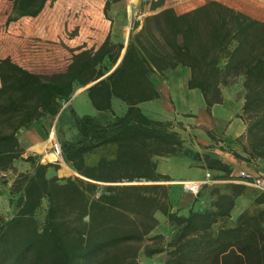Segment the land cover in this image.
I'll use <instances>...</instances> for the list:
<instances>
[{
  "label": "trees",
  "instance_id": "16d2710c",
  "mask_svg": "<svg viewBox=\"0 0 264 264\" xmlns=\"http://www.w3.org/2000/svg\"><path fill=\"white\" fill-rule=\"evenodd\" d=\"M47 1L13 0L15 15L8 20L37 16ZM164 2H150L159 10L147 14L139 30V24L133 26L114 69L125 44L109 34L98 48L74 49L61 78L40 79L48 93L43 113L21 103L30 72L7 57L9 68L0 70V175L21 157L18 130L43 114L56 116L73 93L65 81L77 71L86 68L82 85L93 82L87 87L93 106L113 115L103 119L71 107L76 136L60 144L76 174L49 176L47 165L17 172L10 187L14 213L0 216V264H143L137 251L148 237L153 242L145 244V256H167L146 264H264V208L239 216L231 212L251 186L234 181L237 174L229 163L189 147L171 122L150 117L140 106L160 96L153 73L189 67L187 85L201 90L208 109L223 102V85L242 76L244 102L237 116L246 124L245 155L233 153L264 159V24L229 25L211 15L213 23L189 21ZM114 98L127 105L123 113L115 112ZM96 152L99 156L90 160ZM168 154L200 161L214 180L200 187L186 214L174 208L175 186L165 183L171 178L158 170L156 156ZM257 193L254 201L264 202V193ZM158 212L173 230L167 241L163 234L150 236L160 224Z\"/></svg>",
  "mask_w": 264,
  "mask_h": 264
},
{
  "label": "rangeland",
  "instance_id": "374dc122",
  "mask_svg": "<svg viewBox=\"0 0 264 264\" xmlns=\"http://www.w3.org/2000/svg\"><path fill=\"white\" fill-rule=\"evenodd\" d=\"M55 2L37 16H21L16 20L9 21L8 18L15 15L13 1L0 0V70L9 68V63L6 62L7 57L11 58L12 62L29 70L30 76L24 80L27 93L21 103L29 105L34 110H40L42 113L48 93L41 87L39 80L61 78L72 59L74 49L77 50L82 46L85 48L95 46V43L93 45L91 42L96 41L101 27L89 19H96L98 22L104 21L106 18H111L114 9L131 4L129 0H56ZM185 2H187L183 6L185 20L199 22L203 20L201 19L202 15L206 14L211 15L215 21H222L229 25L264 24V0H186ZM201 7L207 11L202 12ZM134 10L137 12L133 13V23L129 28L128 37L125 38L121 35L119 39L117 38L119 41L115 37L113 39L116 42H124L125 46L129 42L133 26L139 24L135 31L139 30L144 23L145 16L153 11L151 5L145 1L140 2ZM145 11H150V13ZM84 71L86 68L70 75L65 81V85L72 88L73 93L68 100L62 101V107L56 116L43 114L32 125L18 130L21 157L14 161V168L6 170L0 175V216L5 218L14 213V207L10 203V187L17 172L42 170L47 165L46 171L49 176L57 174L60 177H66L76 174L67 166L63 156L56 157L52 150V143L55 140L60 142L62 138L76 136L71 107L81 114L82 110L75 97L85 86L79 82ZM172 72L179 79L186 75L190 76V68L187 66H179ZM154 79L157 84H160L164 79H167V73H158ZM222 91L223 102L210 109L206 108L195 112L179 111L171 95L157 103H145L143 107L148 115L171 122L173 127L180 132L186 144L189 143L194 149L203 150L206 147L212 151L219 147V142L211 137V132H216L215 138L223 139L221 134L227 133V130L230 131L231 122L234 126L238 122L236 127L242 126L244 122L237 116L242 112L244 102L243 77H238L234 83L223 85ZM3 94L4 87L0 80V101ZM125 108L126 105L120 100L115 101L114 110L116 113H122ZM95 115L106 119L112 117L113 113L109 111L96 112ZM48 137L50 141L45 143ZM102 152H108V148H103ZM99 153L92 154L89 159L96 160ZM32 157L34 158L33 164ZM156 158L160 170L169 172L172 176V182L165 183H172L176 186L172 191L174 195H172L175 204L179 202V207L187 208L194 200L193 195L197 193L188 187V182L207 179L208 181L205 183L212 184L214 182L211 173H209L210 176L208 174L193 176L195 173L191 174L192 171L198 169L187 157H171L168 154L156 156ZM260 166L262 165L251 169L242 162L237 164V168H233V172L236 175L243 169L256 171ZM188 174L190 177L186 176ZM257 192L249 187L245 194L239 197L240 208L255 209L254 197ZM45 208L46 202L43 203L37 214L40 221L43 220ZM157 216L161 218L160 224L150 233V236L163 234L167 241L172 236V227L161 212H158ZM148 238L139 243L138 261L143 264L163 261L167 256L166 252L151 258L145 256L143 252L145 244L153 242Z\"/></svg>",
  "mask_w": 264,
  "mask_h": 264
},
{
  "label": "crops",
  "instance_id": "0c3cea01",
  "mask_svg": "<svg viewBox=\"0 0 264 264\" xmlns=\"http://www.w3.org/2000/svg\"><path fill=\"white\" fill-rule=\"evenodd\" d=\"M129 1H131V4H127L124 7H118L116 9H114L113 15L111 16V18H106V19H104V21H99V22L96 19H89L90 21H93V22L99 24L101 27V29L98 31L96 41L93 43L91 42V44H93V45L95 43V46H94L95 48H98L103 43V41L106 39V37L109 34L111 35L112 40L116 38V40L119 41L118 39H119V37H121V35H123L125 38H127L128 33H129V28H130L131 24L133 23L132 22L133 17H134L133 13L137 12V10L135 11L134 9L138 6V4L140 2L145 1V2L150 4V2L152 0H129ZM185 1L186 0H166L164 3V7L173 6L177 10L179 15L183 18V6L186 5V3H187ZM51 4H52L51 0H48L45 3V6L43 7L42 11L45 10L47 7L51 6ZM157 10H159V9H157ZM157 10H153L151 12H155ZM201 11L206 12L207 10L205 8L201 7ZM145 12L150 13V11H145ZM207 16H204L203 20L200 22L201 23H213L214 21H213V19H211L212 17H210V16L207 17ZM141 24H142V20H141ZM84 48L85 47L82 46V47L78 48L77 50L84 49ZM172 71L173 70H170V71L165 70V72L167 73V79H164V81H162L160 84H157L155 79H154V77H156L159 72L153 73L152 79H153L155 85L159 89L160 96L156 97L154 99H151V100H146V101L141 102L140 103L141 108L144 110L143 105L145 103H153V102L157 103L158 101L164 100L167 96L171 95V97L175 101L179 111H182V112L193 111V112H195V111L206 109L207 108L206 101H205V98H204L201 90L199 88H189L188 87L187 82H188L189 75L183 76L179 79V77H176V75L173 74ZM92 83L93 82H91L89 84H92ZM164 83H165V85H164ZM89 84L85 85L79 91V93H77L75 100L79 103V106L82 110L81 114L89 113V114L95 115V113L98 112V110L93 106V104L89 98L88 91H87V87L90 86ZM117 100H120V99L119 98L113 99V105L115 104V101H117ZM122 103H124V102H122ZM221 103H215L212 106V108H214V106L219 105ZM126 108H127V105H126ZM126 108H125V110H126ZM144 112H145V110H144ZM150 117H152V116H150ZM237 123L234 126V124L231 122L230 127H229L230 131L227 130L226 131L227 133L221 134V137L223 139H221L219 137H217L215 139V140H217V142H219L218 148L212 149V151H209L208 148L204 147V149L200 150V151L211 152V153L215 154L216 156L220 157L225 162L229 163L232 168H237V164L244 162L248 168L255 169L256 166L258 167V165L264 164V159H257L256 158V159H252V160H247L244 158H238L233 153V151H236L242 155H245V153L243 151L242 141H243V136H244V133L246 130V126L243 122L242 126L236 127V126H238ZM215 135H216V132H215ZM239 138H241V140H239ZM187 145L189 147L193 148V146L190 145L189 143ZM197 150H199V149H197ZM169 155L171 157H175V156L176 157L177 156L183 157L181 154H169ZM184 157H186V156H184ZM187 158L189 160H191V162L194 163V165L198 169V170L192 171L191 174L195 173V174H193V176H205L206 174L211 173V171L208 168L204 167V165L200 161H195L194 159L189 158V157H187ZM158 170L164 174H168L169 177L171 178L170 180H167L165 182H172V176H170L169 172H165V171L160 170L159 164H158ZM186 176L190 177L189 174ZM174 188H176V186ZM172 194H173V192H172ZM195 196H196V194L193 195V197H195ZM173 202H174L175 209H178V208L181 209V213H183V214L187 213L189 206L192 204V202H191L187 208H183V207H179V204H178L179 202H177V204H175L174 200H173ZM202 203L204 204V202H202ZM256 208H261V209L264 208V202L256 203ZM244 210H246V208L245 209L240 208V200L238 198L236 205L233 207V209L231 211L232 216H239L240 213L243 212ZM250 211H252V210H250ZM159 219H161V218L159 217Z\"/></svg>",
  "mask_w": 264,
  "mask_h": 264
},
{
  "label": "built area",
  "instance_id": "2783aa9c",
  "mask_svg": "<svg viewBox=\"0 0 264 264\" xmlns=\"http://www.w3.org/2000/svg\"><path fill=\"white\" fill-rule=\"evenodd\" d=\"M52 150H53V153L56 155V157L62 156L61 144L58 140H55L54 143H52ZM208 176H210L209 173H208ZM206 181H208V179L190 181L188 182L187 185L195 192H198L200 187ZM234 181L244 183L264 193V165L260 166L258 170L256 171H250V170H244V169L240 170V172L237 174V178L234 179Z\"/></svg>",
  "mask_w": 264,
  "mask_h": 264
},
{
  "label": "water",
  "instance_id": "95a60500",
  "mask_svg": "<svg viewBox=\"0 0 264 264\" xmlns=\"http://www.w3.org/2000/svg\"><path fill=\"white\" fill-rule=\"evenodd\" d=\"M126 48H127V44H126V46H125V48H124V50H123V52H122V54H121V56H120V58H119V60H118V62L115 64V66L113 67V69L120 63V61L122 60V58H123V56H124V53H125V51H126ZM112 69V70H113ZM111 70V71H112ZM89 85H91V84H89Z\"/></svg>",
  "mask_w": 264,
  "mask_h": 264
},
{
  "label": "bare ground",
  "instance_id": "6f19581e",
  "mask_svg": "<svg viewBox=\"0 0 264 264\" xmlns=\"http://www.w3.org/2000/svg\"><path fill=\"white\" fill-rule=\"evenodd\" d=\"M53 136V135H52ZM50 141L49 137L46 139L45 143H48ZM45 143H44V147H45ZM44 150V148H43ZM71 170L75 171L74 169H72L69 165H67ZM76 172V171H75Z\"/></svg>",
  "mask_w": 264,
  "mask_h": 264
}]
</instances>
